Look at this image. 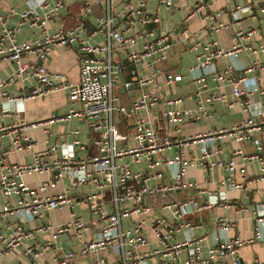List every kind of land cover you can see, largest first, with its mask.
<instances>
[{
    "label": "built area",
    "instance_id": "2783aa9c",
    "mask_svg": "<svg viewBox=\"0 0 264 264\" xmlns=\"http://www.w3.org/2000/svg\"><path fill=\"white\" fill-rule=\"evenodd\" d=\"M182 1L189 2L183 26L197 20H216L222 11L218 0ZM73 3L79 5V18L70 27L62 26L49 33L46 30L49 21ZM179 6L177 0H24V7L9 6L0 13V61L15 64V69L0 79V119L11 115L17 118L13 124L0 126V139L10 137V144L0 149V197L17 199L16 204L8 201L0 208V219L16 216V222L8 227L9 233L0 235V259L17 248L27 258V263L7 264H37L39 256L48 250L58 264H154L149 260L156 255L166 264H244L241 247L250 241H263L264 201L256 202L251 209V240L230 234L236 228V220L223 214L214 221L222 239L215 237L206 254L202 251L204 237H193L190 223H185L187 230L182 241H170L176 221L214 206L224 211L231 209L236 204L229 200L228 190H244L248 183L264 182V81L257 76L264 71V61L254 60L244 66L239 60L243 51L264 55V40L257 47L251 44L256 27L243 23L251 13L252 2L232 5L225 12L227 21L210 25L216 37L206 43L198 39L191 43L196 61L189 71L192 80L198 83L194 108H180V97L163 94L164 89L182 80L180 73L164 68L173 41L178 35L185 40L197 35L187 29L177 32L169 29L171 15ZM15 17L17 22L8 25V20ZM24 24L40 26L41 34L17 40ZM222 31L230 32L228 47L220 39ZM56 47L79 52L77 83H67L63 73L23 60L25 55L47 59ZM220 58L228 62L218 70L216 61ZM208 76L218 86H229L231 97L210 91L202 95L208 90ZM26 81L31 85L21 94L9 91L10 85ZM134 85L142 88L141 94L126 105L121 93L114 89L128 91ZM57 89H65L68 100L78 107L47 120L20 119L19 113L28 99L44 98ZM159 103L162 107L153 110ZM220 103L227 108L238 104L243 113L241 120L194 135L180 132L181 124L209 117L212 108ZM149 111H157L168 125L175 126L177 134L160 132ZM71 116L86 123L93 153L85 154V145L77 138L79 130L66 133L67 137L73 136L71 141L58 143L49 139L47 124L65 122ZM128 122L130 131L121 132L119 123ZM40 126L48 134L45 147L33 153L31 163H9L10 153L33 147L28 133ZM225 140L236 144L228 160L221 157ZM243 142H250L254 151H243L240 146ZM188 145L197 146L199 155L186 158L182 148ZM249 163L257 164V176L248 174ZM193 165L200 166L209 176L223 169L227 173L220 180L224 189L208 190L196 181H186V170ZM163 170L170 172L169 181L150 185V181L162 178ZM31 173L46 174L48 178L37 186H28L22 178ZM65 179L69 180V187L60 194L39 195L48 187L65 183ZM78 187H84L85 192L69 193ZM184 188L205 197L198 200L191 196L184 201L158 205L162 212L152 219L149 228L159 247L144 250L149 245L144 226L155 208L145 204L144 199ZM260 192L264 194V187ZM76 206L87 210L89 221L76 213ZM65 208L69 209L65 221L54 224L47 219L51 211ZM246 210L240 205L236 212ZM34 220L38 224L26 226ZM61 234H67L72 244H62L66 240L59 239ZM183 251L186 256L181 258ZM86 257H91L89 262ZM249 264H264V259Z\"/></svg>",
    "mask_w": 264,
    "mask_h": 264
},
{
    "label": "crops",
    "instance_id": "0c3cea01",
    "mask_svg": "<svg viewBox=\"0 0 264 264\" xmlns=\"http://www.w3.org/2000/svg\"><path fill=\"white\" fill-rule=\"evenodd\" d=\"M249 0H218V5L222 9L221 14L218 19H205L202 22L194 21L189 26H183V18L187 12L189 5L188 1L177 0L180 5L175 8L168 22L169 29L177 32V29L182 31V29H187L190 32H196L197 35L192 36L190 39H182L179 35L173 41L172 48L169 52V56L164 63V68L167 72L180 73L182 75V80L177 84H174L169 89H164L163 94H172L178 96L182 99L180 103V108H194L196 106V91L198 83L192 80L189 68L195 64L196 52L192 50L191 43L198 39L202 43L209 41L214 35L217 36L214 31L211 30L210 25H214L218 21H227L229 18L225 13L232 5L244 4ZM252 8L250 15L245 16L243 23H250L252 26L256 27V34L252 36L251 44L257 47L262 40H264V0H251ZM9 6H17V8L24 7V0H0V13H4ZM79 18V5L73 3L70 7L64 10L58 17L54 20L49 21L46 26V30L51 33L59 27H70ZM92 19V17H91ZM17 22V17L8 20V25H14ZM178 27V28H177ZM165 28V25L163 26ZM42 28L40 26H29L24 24L21 26L19 33L17 34V40L23 41L27 39H32L41 34ZM222 42L225 46H230V32H221ZM23 60L30 61L32 63L41 64L45 66L48 70L55 73H63L66 77L67 83H77L79 75V64H80V54L76 49L64 50L60 47H56L48 56L47 59L40 60L32 56H23ZM239 60L244 66H248L254 60L264 61V55L260 53H251L243 51L239 54ZM228 62L227 59H218L216 61V68L221 70L224 68L225 63ZM15 69V64L7 61H0V79L6 78ZM258 78L261 82L264 81V71L258 73ZM122 79V78H121ZM31 85L30 82H24L21 85H10L9 91L12 94H21L23 91L27 90ZM208 90L203 92L202 95H206L210 92H221L231 97L229 86H218L210 76L207 77ZM142 88L137 85L131 87L128 91H121L118 88V92L121 93V100L124 104L128 105L132 100H135L140 96ZM124 96L122 97V95ZM78 104L73 103L68 100V92L65 89H57L48 96L34 97L28 99L24 103V110L19 113L20 119L25 121H38L47 120L52 115H65L69 108H77ZM162 106L160 103L155 105L152 109L158 110ZM166 107V105H164ZM154 113L155 116L152 115ZM150 113L152 120L154 121L155 127L160 132H169L170 134H177L175 132V126L168 125L166 120L160 117L157 111ZM243 117L241 107L236 104L232 108H227L224 103L217 104L212 108V113L209 117H205L200 121H186L180 125V132L184 135H194L198 132L206 131L210 128H220L223 126L232 125L238 122ZM17 118L13 115L6 116L0 119V126L13 124ZM47 129L50 131L49 139L51 141H56L61 143L63 141H71V136H66V133L79 130L77 138L85 145V154L93 153V148L90 146V133L88 131L86 123L76 117H69L65 122L55 121L51 124H47ZM131 129V122L127 124L119 123V130L121 132H129ZM29 136L34 144L33 147L28 149H23L21 151L10 153L7 157L9 163L17 164H27L32 162V155L34 152L43 149L45 147V140L48 138L47 132H44L43 127L40 126L35 129L29 130ZM10 144V137L5 136L0 139V149L8 146ZM236 146L231 140H225L222 145L221 157L224 160H228L232 157V149ZM243 151L246 153H252L254 151L250 142H243L240 144ZM182 152L185 154L186 158L195 157L199 155V149L195 145H188L182 148ZM238 163L240 159L237 156L233 157ZM134 169L137 167L131 165ZM247 172L250 176H257L259 174V169L256 163H249L247 165ZM227 176V173L223 169H217L214 171L213 175L209 176L206 171H204L200 166L193 165L187 168L185 173L186 181H196L200 187L208 190H222L224 185L220 183V180ZM48 178L46 174H26L23 176L22 180L28 186H37L41 181ZM170 179V172L163 170L162 178L159 181L152 180L149 182L150 185H154L157 182H168ZM65 187H69V180L65 179V183H59L55 186L48 187L44 193H39L40 196H50L60 194ZM264 187V182L248 183L246 189L244 190H228L227 196L229 200L234 202L231 209L223 210L220 207L214 206L207 208L190 215L184 216L182 219L174 223V230L171 242L182 241L185 236V231L187 227L185 223H190L193 225L192 233L193 237H204L202 251L206 254L207 247L211 246L218 237L221 240L222 237L220 233H217L214 221L220 215L227 214V216L235 218L236 228L230 231V234L237 233L244 240H251L253 237V221L251 219V209L254 207L255 203L258 201H264V194L260 190ZM85 192L84 187H78L75 189H70L69 193L71 195H81ZM194 196L195 198L202 199L205 195L199 193L196 190L190 188H184L179 191L171 192L169 194H160L156 197H147L144 199L145 204L154 205L153 214L147 218L146 224L144 226V232L149 240V245L144 247V250H153L159 247L156 237L150 231V222L157 216L160 212L161 207L158 205H165L167 203H173L175 201H184L189 197ZM10 201L12 204L17 203L15 197L5 198L0 197V208L2 205ZM157 205V206H156ZM245 206L246 211L240 214L236 212V209L240 206ZM74 210L78 215H80L85 221L90 220V216L86 209L80 207H74ZM167 214V212H164ZM69 209L65 208L62 211H51L47 217L50 222L56 224L65 221L68 218ZM16 222L15 215H8L7 218L0 219V235H5L9 233V226L12 227L13 223ZM128 225V221H124ZM38 224L37 220L33 223L27 224L26 226H32ZM88 235V233H87ZM53 252L51 250L46 251L44 254L39 256L37 264H58L57 261L53 259ZM186 256L185 251L181 253V258ZM240 256L244 264H249L255 259H264V239L263 241H250L244 244L240 249ZM91 257H86L85 261L89 262ZM21 261L27 263V258L22 254L21 248H17L15 252H10L4 255L0 259V264H7L9 262ZM154 264H166L164 259L160 256H153L149 260Z\"/></svg>",
    "mask_w": 264,
    "mask_h": 264
},
{
    "label": "water",
    "instance_id": "95a60500",
    "mask_svg": "<svg viewBox=\"0 0 264 264\" xmlns=\"http://www.w3.org/2000/svg\"><path fill=\"white\" fill-rule=\"evenodd\" d=\"M122 81H124L123 77H122ZM60 240L64 241L66 240L65 243H62V244H66V245H71L72 244V241H70V239L68 238V235L67 234H61L60 237H59ZM66 252L68 251L67 248L64 249Z\"/></svg>",
    "mask_w": 264,
    "mask_h": 264
},
{
    "label": "rangeland",
    "instance_id": "374dc122",
    "mask_svg": "<svg viewBox=\"0 0 264 264\" xmlns=\"http://www.w3.org/2000/svg\"><path fill=\"white\" fill-rule=\"evenodd\" d=\"M114 92H118V88H115L114 89ZM124 96V94L122 95V97Z\"/></svg>",
    "mask_w": 264,
    "mask_h": 264
}]
</instances>
